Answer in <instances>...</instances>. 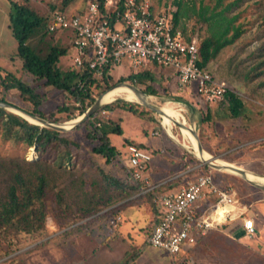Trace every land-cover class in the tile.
<instances>
[{
    "label": "rangeland",
    "instance_id": "obj_1",
    "mask_svg": "<svg viewBox=\"0 0 264 264\" xmlns=\"http://www.w3.org/2000/svg\"><path fill=\"white\" fill-rule=\"evenodd\" d=\"M30 1L40 12L45 10L49 12V9L53 6L54 8L51 11L62 10L69 13H72L71 11L77 13L81 12L80 10L83 9L90 0H71L67 5H63V0ZM148 1L155 10L168 11L172 16L173 12L177 10V7L172 3V0ZM201 1L204 5H208L209 7L215 5V0H193V3L191 0H181L179 10L181 12L185 11L190 17L180 18L178 24L187 27L190 31L194 28L196 29L194 24L197 20L194 18L191 8L196 10ZM230 1L232 0H224L222 5L225 6L226 3ZM10 9L11 5L8 0H0V66L19 75L21 62L17 56V42L8 27V12ZM208 14H211L210 10L206 13V15ZM232 14L238 15L235 19V23H242L244 30L232 44L221 49L218 55L209 63L207 68L212 73L214 79L225 82L227 89L231 92L233 91L242 99L244 103V111H242L237 118H230L228 116V118H226L225 116L220 115V112L215 113L214 111L217 108V102L221 100L223 101V98L220 100L207 101L214 104L212 106V118L214 119L212 122L214 128L209 131L212 132L215 129L217 135L215 134L216 137L213 136L209 146L211 149H214L215 152L204 150L205 140L199 129L198 119L204 115L203 113H205L206 103L204 101L206 100L195 92L194 85L190 88L180 87L176 85L172 75L169 77L162 73L161 77L156 78L152 83L153 87L158 90L157 95L148 94V96L151 104L154 106L158 108L170 106L175 112L184 117V123L186 120L187 124L191 126L193 125L192 127L195 128V138L197 142H201L200 144H202L205 152L210 154L213 158H218L224 162L239 166L237 161H235L239 155L238 147L241 146L243 142L244 144H247L264 139V64L261 67L262 73L260 75L251 79L246 77L248 70L253 67L257 61L264 60V0H240L238 4L228 12V15ZM198 25H201L202 27L201 30L196 31V35L199 37V40H201L207 34L206 26L202 23H199ZM68 40V37H62L59 35H56V37L54 35V37H49L48 39L50 45H58L59 47L64 46ZM46 41V39L43 42L38 41V39H33L29 40L28 44L32 48L44 51L49 45ZM125 63V61H122L121 64H117L111 69V87L117 86L116 84L120 82V78H126L128 76V67ZM59 66L64 70L69 69L70 67H75L72 59V51H68L66 55L60 58ZM165 70L169 71L167 68H165ZM124 82L132 83L142 90L141 86L134 82H130L128 79ZM106 91L108 90H103L99 95L96 94V98L101 94H104ZM146 95L147 94H145V96ZM63 101H67V97L60 92L52 90L50 92V98L42 106V109L44 112H48L53 109L56 104ZM221 111L225 112V110ZM121 115L123 119L119 125L122 134H112L110 136L112 145H116V147L120 149V156L119 158L112 160L109 164H105L103 158L91 152V148L97 144V140H88L85 138L83 136L85 134L83 128L76 130L74 132V137L79 141L77 150L80 151V156H78V158L88 159L85 164L80 162L72 164L71 162L66 161L63 163H56L55 157H52V155L42 157L37 153L34 147L24 149L21 144L13 145L0 139V200L3 198V194L11 181L12 173L15 169H19L26 178L32 177L37 172H42L50 182L63 189L66 202L72 209H75L76 206L91 205L92 201H95L99 188L98 185H93V180L98 181L99 176L95 170V166L89 164L90 161L97 164V167L100 166L105 171L111 172L121 179H126L125 177L133 178L134 173L132 174V169L126 170L125 167V156L127 153H124L125 149L122 146V140L124 137H133L136 138V140L141 139V135H143L144 132L141 128L143 123L136 117L132 116L129 112H123ZM154 115L158 119H161L159 115ZM79 116L80 115H77L66 121H57V123L76 120ZM111 116L115 119V116L112 113L110 114V112L106 111L102 112L99 117L106 121ZM28 121L36 124L35 122H31L34 121V119ZM114 123H117V121ZM36 125L44 127L38 123ZM165 126L167 128V125ZM76 127H78V125ZM76 127L68 131H74ZM150 128L160 132L158 126H152L149 127V129ZM185 128L187 132H192L188 127L185 126ZM169 131L173 136L178 135L181 143H183L182 134L177 122L171 123ZM157 136L149 133V138L153 143L158 141ZM184 141L186 142V145H188L187 149L193 151V148H190L188 142L185 139ZM262 153L264 156V149ZM251 154L256 156L258 152ZM152 155L154 154L152 153ZM262 159H264V157ZM262 159L260 160V165L258 164L259 162H255L254 164H251L253 166L250 167L255 169L259 168L261 170L262 165H264ZM240 166L242 167V165ZM218 171L224 173L222 172L223 170ZM231 175L233 176H230L232 179L228 178V186L231 188L234 199L238 200L240 193L243 191H255L243 179H241L240 176H237L236 174ZM149 185L152 186L150 190L155 187L151 185V183H149ZM222 186L227 185L225 184ZM147 191L148 190L143 189L140 194ZM140 194H132L124 201L113 202V204L109 205L107 208L111 207L116 209L119 203H124L128 200L125 202L126 204L124 206L126 207L128 205L131 208L127 210L128 208L124 209V206L120 207L119 205L120 208L114 213V215H117L116 218L114 215L97 219H93L94 215L89 216L87 218L91 219L92 222H87V219L78 222L83 224L87 222L85 228H71L66 235L61 233L63 229L57 228L51 214L48 212L46 217V230L43 237L34 242H30L24 237L13 240L12 248L14 251L12 249L10 254L5 255L2 250H0V264H71L72 259L76 260L75 263L80 264L79 260L84 255L82 251L79 250V243L91 245L88 242L92 239H94L98 245L99 243H103V247H107L111 250L108 254L111 258L114 257V260L116 261L114 264H132L131 260L134 259L138 254L139 249L145 244V241L141 242L142 237L144 236L146 240L149 233V230H141L140 226L143 225L145 220H141L143 213L135 208L143 209L142 207L139 208L138 204L140 205L141 202L149 203V201L153 200V204L158 206L157 203L159 201V196L161 195L160 193L156 197L151 195L152 197L149 199L146 195L143 196V198H139L138 195ZM105 210H100L99 213H102ZM149 210L151 211L152 217H154V212L151 207ZM122 213H124V218H121ZM134 214L138 215V221L135 223L132 221ZM76 224H73V226ZM122 225L126 227L122 229ZM137 227H139V229ZM117 239H119L118 243L116 242ZM137 241H139L140 245ZM240 241H242L243 245H253L256 243L254 238L248 239L242 237ZM94 247L97 249L99 246L97 247L94 245ZM240 252H244V250L241 249ZM97 253L100 254L101 252ZM180 253L181 251L178 254ZM177 255H169L174 264H180V258H178ZM147 256L148 254L144 252L141 260L146 259ZM84 259L86 258H82V260ZM110 261L112 260L109 259L108 264H111ZM242 261V264H244L245 262L243 259ZM162 262L164 261L162 260Z\"/></svg>",
    "mask_w": 264,
    "mask_h": 264
},
{
    "label": "trees",
    "instance_id": "obj_2",
    "mask_svg": "<svg viewBox=\"0 0 264 264\" xmlns=\"http://www.w3.org/2000/svg\"><path fill=\"white\" fill-rule=\"evenodd\" d=\"M8 1L11 5L8 12V27L17 42V56L21 62V69L19 75H16L0 66V102L8 103L31 115L53 122L66 121L81 115L94 102L96 94L99 95L103 90L111 88L110 68L101 78L92 76L85 69L78 70L75 67L62 69L59 66V60L68 53L70 43L59 47L58 45H50L48 41L49 37L59 35L58 29L49 30V24L52 20L50 17L51 10L54 7L52 6L49 12L47 10L40 12L30 0ZM191 1L193 3V0ZM223 1L215 0V5L212 7L204 5L201 1L196 10L191 8L193 16L197 20L194 24L196 29L191 30V34L194 35L196 31L201 30L202 26H199V23L206 26L207 34L199 42L200 60L197 64L202 68H207L221 49L232 44L244 30L242 23H235L237 14L228 15V12L240 0H232L226 3L225 6L222 5ZM70 2L71 0H63V5ZM172 3L177 7V10L173 12V22L175 24L182 17H190L185 11L181 12L179 10L181 0H172ZM209 10L211 14L206 15ZM74 12L72 11V13ZM33 39H38L40 42L46 39V42L49 43L47 49L42 51L32 48L28 41ZM263 64L264 60L257 61L248 70L246 77L251 79L260 75ZM161 75V73L142 70L126 78H121L120 81L128 79L141 86L146 94L157 95L158 90L153 87L152 83ZM79 83H82V85L80 86ZM52 90L64 94L67 101L58 103L53 109L44 112L42 106L50 98ZM204 102L206 103V110L203 113L204 115L198 119L199 129L204 136L205 150L215 152L209 146L213 136L216 137L217 135L215 129L212 132L209 131L214 128L212 122L214 121L212 118V106L214 104ZM217 104V108L214 110L215 113L220 112V115L226 118H237L244 111L242 99L233 91L228 90L223 96V101H218ZM116 110L130 112L142 121H153L161 129L158 118L150 110L139 103L126 100H116L102 105L94 114L78 125L74 131H60L40 127L16 113L0 107V139L13 145L21 144L24 149L34 147L42 157L49 155L55 157L56 163L66 161L72 164L78 162L85 164L88 159L78 158L80 156V151L77 150L79 141L74 137V132L83 128L85 138L97 140V144L91 148V152L103 158L105 164H109L120 156V149L112 145L109 135H121L122 130L118 123H114L115 119L109 118L104 121L99 116L103 111L112 113ZM221 110H225V112ZM96 122H101V126L97 127ZM170 141L175 145L176 151L181 150L172 140ZM130 144L137 145L133 140L124 138L122 146L125 149V154ZM261 147H264V139L247 144L243 142L238 147L237 160L243 159L252 162L257 160L260 157H254L251 153L258 152ZM147 149L154 155L160 154L159 148ZM185 155L186 160H184ZM181 159L184 168L188 165L193 167L200 163L196 157L189 153L178 157V161H181ZM262 160L264 161V159ZM89 164L95 166L99 176L98 181L93 180V185H98L99 190L95 201H92L91 205L76 206L75 209H72L66 202L63 189L50 182L42 172H37L32 177L26 178L19 169L13 171L11 181L0 200V250L5 255L12 252L13 240L24 237L30 242H34L41 239L46 230L48 212L51 214L57 228L63 229L61 233L66 235L71 228H85L86 223L91 221L87 218L89 216L94 215L93 219L111 217L128 200L119 203L120 207L118 205L116 209L107 208L109 205L113 202L124 201L132 194H140L145 187L144 182L140 179L127 177L121 179L115 174L105 171L102 167H97V164H94L93 161H90ZM145 169L142 170V174ZM192 172L195 174L210 172L213 182L217 186L229 185L228 175L212 170L205 164L194 168ZM169 184L172 185V181ZM166 185L168 184L166 183ZM161 189H163V186L158 185L138 195V197L143 198L146 195L150 199L155 192H160ZM153 201H149L148 205L156 213V206ZM158 208L157 211L160 212L161 208ZM100 210L105 211L99 213ZM84 219H87L86 223H78ZM73 224L76 225L73 226Z\"/></svg>",
    "mask_w": 264,
    "mask_h": 264
},
{
    "label": "built area",
    "instance_id": "obj_3",
    "mask_svg": "<svg viewBox=\"0 0 264 264\" xmlns=\"http://www.w3.org/2000/svg\"><path fill=\"white\" fill-rule=\"evenodd\" d=\"M51 19L50 31L61 28L73 32L75 68L85 69L96 78L126 60L134 67L154 63L173 68L179 86L194 85L195 92L206 101L220 100L229 90L225 82L217 81L207 68L197 64L200 40L196 33L192 35L187 27L175 24L168 11L155 10L148 0L89 1L81 12L55 10ZM152 157L147 148L127 147L133 178L142 180L145 190L152 186L142 174L143 163ZM206 190L214 193L217 201L204 214H197L196 201L203 199ZM237 203L229 186L219 188L210 172L200 174L194 181L159 196L161 211L146 241L175 256L185 244H193L197 234L204 235L217 223L231 218ZM225 205L232 208L220 210ZM243 225L247 235L254 234L251 219H244Z\"/></svg>",
    "mask_w": 264,
    "mask_h": 264
},
{
    "label": "crops",
    "instance_id": "obj_4",
    "mask_svg": "<svg viewBox=\"0 0 264 264\" xmlns=\"http://www.w3.org/2000/svg\"><path fill=\"white\" fill-rule=\"evenodd\" d=\"M84 7H83V9H84ZM83 9H81V10H83ZM52 12L53 11H51V14H52ZM66 13L72 14L69 12H66ZM50 17H51V15H50ZM58 30H59V36L69 38L67 43L68 44L70 43L69 51H72V59H73V54H74V51L72 48L73 32L70 29L58 28ZM55 37H56V35H55ZM125 62H126L125 64L128 67V76L131 74H135L137 72H140L142 70L151 71L153 73L161 72V74L163 73L164 75L169 76V77H171L170 75H172L174 77V81H175L176 85L179 86V84L177 82L176 74H175V71L173 68L158 67V65L154 64V63H146L144 65L134 67V66L129 65L128 61L125 60ZM114 66L110 67L109 74H110L111 69ZM165 68H167L169 71H166ZM110 76H111V74H110ZM120 79H119V81H120ZM125 80H121L118 83L124 82ZM172 81H173V78H172ZM130 82H132V81H130ZM142 92L144 94H146L144 91H142ZM118 99L126 100L123 98H118ZM116 100L117 99H115L113 101H116ZM113 101H110V102H113ZM126 101H130V100H126ZM110 102H107V103H110ZM131 102H134V101H131ZM135 102L139 103L138 101H135ZM103 104H105V103L103 102ZM151 105H153V104H151ZM103 112H105V111H103ZM123 112H127V111L116 110V111L112 112V114L115 116V122L117 121L118 124H120L122 122L123 117L121 114ZM152 113L155 114L154 112H152ZM131 115L134 116L133 114H131ZM110 118L114 119L113 116H111ZM160 118L161 119H158L159 124L161 126L160 132H158V130H153L152 128L149 129V127L157 126L153 121H149V120H143L142 121L139 119L143 123V126L141 127L142 130L144 131L143 135H141L142 138L136 140V138H133V137H124V138H128L130 140H133L137 145H134V144H130V145H134L136 147H143V148H149V149L150 148H155V149L159 148L160 154L153 155L152 159L143 163V169L146 168L143 172V175L146 176L148 182L151 183V185H153L155 187H157L158 185L163 186V189H161L160 192H157V193L155 192V194L153 193L155 197L159 193L164 194L167 191H175L179 188V186L185 185L186 183L194 181L196 179V177L200 174L199 173L195 174L192 172V170L194 168L199 167L202 164V163H199L198 165H195L193 167L190 165H188L186 168L183 167L182 159H181V161H178V157L183 156V154H185V153L186 154L189 153V154L193 155L194 157H196V153H194V151H190L187 149L188 145H186V142L184 141L183 137H182L183 143H181V140L179 139L178 135L173 136L172 133L169 131V129L166 128V126L162 123V116H160ZM181 118L184 119V117L182 115H181ZM185 122H186V120H185ZM101 124H102L101 122H96L97 127H100ZM145 124H147V125H145ZM149 133L154 135V136L158 135L157 136L158 141H156V142L154 141L155 143H153L151 141V139L149 138ZM111 135L112 134H110L109 136H111ZM124 138H123L122 142L124 141ZM170 140H172L180 148L182 147L181 150L176 151L174 148L175 145H173ZM189 146L191 148L190 144H189ZM263 149H264V147L259 148L258 154L256 156L255 155H252V156L260 157L262 159L264 157L262 155ZM126 156H125V167H126V170H129L131 168L128 165V160H127ZM260 158H258L257 160H255L253 162L243 160V159L242 160H235V161H237V163L239 164V167H241L240 165H242L241 168L246 169L249 172L264 175V165H262L261 170L259 168L255 169L253 167H250V166H253L251 164H254L255 162H259L258 164L260 165V160H261ZM184 160H186V156H185ZM263 164H264V161H263ZM236 166H238V165H236ZM212 170H215V169H212ZM220 171H222V170H220ZM222 172H224L226 175L229 176V178L232 179V177H230V176H233L231 174H234V173L228 172L226 170H223ZM226 172H228V173H226ZM202 174H204V173H202ZM237 176H239V175H237ZM241 179H243V178H241ZM170 181H172V183H173L172 185L169 184ZM166 183L168 185H166ZM214 184H215V182H214ZM217 187L221 188L224 186H217ZM144 189H147L146 185H145ZM253 189L255 191H243L240 193V197L239 198L237 197L238 203L234 207V209H235L234 215L231 216V218H227L224 221L217 223L214 227L210 228L207 231V233L204 235L197 234L195 237V242L193 244H191V245L185 244L183 246L181 253L177 255V257L180 258V264H184V262H187V261L190 262L191 264H242L243 263L242 259L245 262L244 264H247V263L248 264H264V193L256 190L255 188H253ZM240 198H242V199H240ZM216 199H217V197L214 193H212L209 190L208 191L206 190L204 193L203 199L196 201L197 214H204L206 212V210L209 208V206H211L212 204L215 203ZM127 206L126 207L124 206L123 208L124 209L128 208L127 210H129V208H131V207H129V206L127 207ZM138 206H139V208L142 207L143 209H138V208H135V209L143 213V215H142L143 217L141 218V220L142 219L145 220L143 225L140 226V228H141V230H143V229L149 230V233H148V235H149L154 224L158 220L160 212H158L157 209H159V208L157 207V205H155L156 206L155 207L156 213H154V217H152L151 211L149 210L150 207L148 206V203L141 202L140 205L138 204ZM124 213L121 214V216H122V217L120 216L121 218L125 217ZM239 213H242V214H239ZM116 216L117 215H115V218H116ZM244 219H251L253 222L254 234L251 236L247 235L245 232V228L243 225ZM132 221H133V223L138 221V215L137 214L133 215ZM119 227H120V225H119ZM125 227L126 226L122 225V229H124ZM137 228L139 229V227H137ZM242 237H246L248 239L254 238L256 243H254L253 245H251V244L243 245L242 241H240ZM225 238L228 240H226ZM118 240L119 239L116 240L117 243L119 242ZM143 241H145V244H144V246H142L139 249V252L134 257V259L131 260L132 264H174L168 253H166L165 251H163L161 249H158V248H155V247L148 245V243H146L147 241L145 240L144 236L142 237L141 242H143ZM226 241L229 243H227ZM137 242L139 244V241H137ZM88 243H90L91 245H85L83 243H79V245H80L79 250H81L83 255H84L82 258H84V257L86 258L84 260H82V258H81L79 260L80 264H108L109 259H111L113 261V263H112V261H110L111 264H114L116 262L114 260V257L111 258L110 255L108 254L111 250L107 247H103L102 246V245H104L103 243H99V245H98L94 239H92ZM94 245L97 247L99 246L98 247L99 250H98V248L95 249ZM241 249H243L244 252H240ZM97 252H101V253L99 254ZM144 252H146L148 254V256L146 257V259L141 260L142 254ZM238 259H240V260H238ZM162 260L164 262H162ZM75 262H76V260H74V259L71 260V264H74ZM75 264H77V263H75Z\"/></svg>",
    "mask_w": 264,
    "mask_h": 264
},
{
    "label": "water",
    "instance_id": "obj_5",
    "mask_svg": "<svg viewBox=\"0 0 264 264\" xmlns=\"http://www.w3.org/2000/svg\"><path fill=\"white\" fill-rule=\"evenodd\" d=\"M119 84H127L130 87H132L136 91V93H138V95L145 96V94L142 92V90L139 89L136 85H134L132 83L121 82V83H118L116 85H119ZM102 95L103 94H101L99 97H97L94 100V102L87 108V110L84 113H82L78 118H76V121H74V123H72V125L70 127L65 126L67 122H64V123L52 122V121L46 120L44 118H41V117H38V116H35V115H31V114H29V113H27V112H25V111H23V110H21L19 108H16L13 105L8 104V103L0 102V107L6 109L8 111L14 112V113L18 114L19 116H22L27 121L30 120V119H27L26 115L31 117L32 120L34 119V121H31V122H35L36 124L38 123V124H40V125H42L44 127L52 128V129H55V130L68 131V130L73 129L77 125L83 123L90 115H92L103 104ZM138 102L140 104L144 105L146 108H148L152 112H154L155 114H157L159 116H163V113H162L160 108H158L156 106H153L151 104H148V102H146L145 100H139ZM174 120H176V122H178V123H181V124L185 125L192 132H194L195 128L192 127L191 125L187 124L186 122L183 123L181 120L175 119V118H174ZM200 143H201L200 141H198V143H197L198 144L197 147H198L199 152L203 149L202 144H200ZM196 157L200 161V163L205 164L207 167H209L211 169H217V170L230 169V170H233V172H231V173L239 175L251 187H253L256 190L261 191V192L264 193V185L260 184V183H255L254 181H251L247 177V173L249 171H247L246 169H243V168H241L239 166H236V165H234L232 163H228V162H226V164H228L226 166V165H222L220 163H216L214 160H202V159L199 158V156L197 154H196ZM255 175H257L259 177H264V175L257 174V173H255Z\"/></svg>",
    "mask_w": 264,
    "mask_h": 264
},
{
    "label": "bare ground",
    "instance_id": "obj_6",
    "mask_svg": "<svg viewBox=\"0 0 264 264\" xmlns=\"http://www.w3.org/2000/svg\"><path fill=\"white\" fill-rule=\"evenodd\" d=\"M118 98H123V99L134 101V102L139 101V100H145L146 102H148V104H151V101H150V98L148 95H146V96L138 95V93H136V91L127 84H120V85L112 87L110 90L106 91L102 95V102L107 103V102L113 101V100L118 99ZM160 109L163 113L162 123L167 125L168 129H170L172 122L176 123V120H174V118L179 119L184 123V120L181 118V115L179 113L175 112L172 107L163 106ZM26 117H27V119L32 120L31 117H29L27 115H26ZM165 119H166V123H165ZM74 121H76V120H72V121L67 122L65 126L70 127L72 125V123H74ZM177 124H178L180 132L182 134V137L188 142V144L191 145V148H193L194 153H196L200 159H202V160H214L216 163H220V164L226 165V166L228 165V164H226V162H224L218 158L214 159L210 154L205 152L203 149L199 152L198 147H197L198 142L195 138L194 132H187L185 125L178 123V122H177ZM224 170H226L228 172H233V170H230V169H224ZM247 177L251 181H254L255 183H260V184L264 185V177H259V176L255 175V173H252V172H248ZM231 208H232L231 206L225 205V207L223 209L220 208V210L225 212Z\"/></svg>",
    "mask_w": 264,
    "mask_h": 264
}]
</instances>
